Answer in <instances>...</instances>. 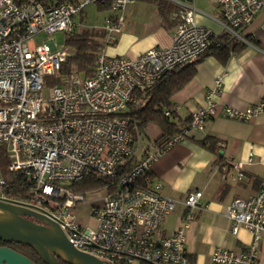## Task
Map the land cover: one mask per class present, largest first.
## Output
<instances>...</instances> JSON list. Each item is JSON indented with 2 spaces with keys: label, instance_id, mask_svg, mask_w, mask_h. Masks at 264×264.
Instances as JSON below:
<instances>
[{
  "label": "built area",
  "instance_id": "1",
  "mask_svg": "<svg viewBox=\"0 0 264 264\" xmlns=\"http://www.w3.org/2000/svg\"><path fill=\"white\" fill-rule=\"evenodd\" d=\"M172 4L174 32L168 46L151 47L136 58L106 53L124 25L123 11L134 0H71L52 4L46 0H0V148L10 172H24L34 181L28 201L7 196V179L0 171V201L21 203L46 215L59 226L68 242L104 264H194L186 249L185 229L203 208L202 191L189 192L179 226L170 234L162 232L164 218L175 209L176 200L162 193V185L151 176V164L159 155L184 139L176 133L162 144L149 142L141 158L135 159L134 143L126 115L139 103L137 92L154 86L176 67L199 59L219 35L200 25L202 13L194 0H166ZM217 8L213 19L222 32L245 45H253L248 26L264 0H210ZM107 7L99 30L102 47L95 56L94 72H77L59 77L69 47L58 46L51 35L66 36L81 28L76 17L88 5ZM39 33L49 38L35 44ZM221 77L206 93L205 104L190 115V127L202 130L218 115L247 121L264 112V98L244 109L217 104ZM165 114H169L166 110ZM248 153L247 162L253 161ZM233 177L241 181L242 163ZM93 173L111 181L91 201L86 218L77 219L74 210L86 194L75 192L71 183ZM225 178V175H223ZM231 221L230 232L241 228L251 234L246 248L236 251L217 246L210 264H258L264 250V179L257 191L235 197L224 209Z\"/></svg>",
  "mask_w": 264,
  "mask_h": 264
},
{
  "label": "crops",
  "instance_id": "2",
  "mask_svg": "<svg viewBox=\"0 0 264 264\" xmlns=\"http://www.w3.org/2000/svg\"><path fill=\"white\" fill-rule=\"evenodd\" d=\"M126 8L123 15L131 12L130 7L125 11ZM199 11L209 16L218 15L215 5L210 13ZM202 13L196 14L197 23L221 34L219 25ZM166 21V26L158 22V25H140L139 29L134 22L123 25L106 53L136 58L151 47L168 46L174 23ZM246 31L253 36V45L231 53L224 62L207 56L196 64L194 77L171 98L178 118H189L193 111L205 104L206 93L213 87L217 76L221 77L220 93L214 97L217 104L244 109L264 98V11L258 13ZM102 38L101 31V40L98 41ZM145 131L151 140L161 134L160 128L153 123L148 124ZM205 137L217 140L214 151L198 143ZM144 151L145 146L135 154V159L141 158ZM250 151L254 157L248 163ZM235 163H242L241 181L233 178L238 172L233 166ZM151 176L161 183L162 193L177 202L172 213L163 220L164 234L172 233L179 226L185 196L194 190L202 191L203 208L195 211L194 220L185 229L186 249L194 264H210V254L217 246L236 251L246 248L251 234L241 228L232 235L231 221L225 217L224 209L233 198L255 193L264 179V112L247 121L218 115L209 119L202 130L189 126L183 140L153 161ZM258 264H264V250L259 253Z\"/></svg>",
  "mask_w": 264,
  "mask_h": 264
},
{
  "label": "trees",
  "instance_id": "3",
  "mask_svg": "<svg viewBox=\"0 0 264 264\" xmlns=\"http://www.w3.org/2000/svg\"><path fill=\"white\" fill-rule=\"evenodd\" d=\"M52 4H58L71 0H46ZM150 2L157 5L160 14H165L166 5L163 0H140ZM98 10H107V7L98 5ZM100 33V32H99ZM90 34L89 32L75 29L67 35L66 45L69 47L70 55L63 63L59 77H51L52 83L60 82V77L65 74L77 72L83 76H91L94 72L95 56L99 48L102 47V41H98L100 34ZM101 39V38H100ZM215 40L218 42L213 45L196 61L176 67L175 69L164 74L160 80L152 87L141 89L137 92L139 103L131 105L126 115L131 119L130 132L133 142L137 140H150L146 134L148 124H156L161 134L152 142L160 145L176 133H182L190 126V117L180 119L171 101L172 96L181 90L187 82L195 75L196 64L207 56H214L221 62H224L231 53L239 52L246 45L232 37L228 33L222 32ZM168 110L169 114H165ZM198 143L214 151L217 140L212 137H205L198 140ZM135 158L128 163L133 164ZM8 160L3 155L0 148V171L7 179V196L18 201H28L32 190L34 189V181L30 179L24 172H10L7 169ZM112 182L104 177H99L93 173H86L82 179L71 183V189L78 193H89L91 191L103 189ZM0 246H7L17 252L25 255L36 264H46L38 254L27 245L5 241L0 239ZM59 264H68L58 259Z\"/></svg>",
  "mask_w": 264,
  "mask_h": 264
},
{
  "label": "water",
  "instance_id": "4",
  "mask_svg": "<svg viewBox=\"0 0 264 264\" xmlns=\"http://www.w3.org/2000/svg\"><path fill=\"white\" fill-rule=\"evenodd\" d=\"M0 209V239L27 245L46 264H59L58 259L68 264H104L98 258L76 250L59 226L43 213L21 203L4 201H0ZM0 264L36 263L14 249L0 246Z\"/></svg>",
  "mask_w": 264,
  "mask_h": 264
},
{
  "label": "rangeland",
  "instance_id": "5",
  "mask_svg": "<svg viewBox=\"0 0 264 264\" xmlns=\"http://www.w3.org/2000/svg\"><path fill=\"white\" fill-rule=\"evenodd\" d=\"M166 5V12L165 14H160L158 11L157 5L150 2H144L140 0H135L133 3L127 4V9L130 7L131 12L126 13L124 12L125 20H124V26H128L132 24L133 22L135 25L140 27V25H158V22L162 23L163 26L167 25V20L171 21V13L170 10L172 9V4L166 0H163ZM196 6L199 10L211 12V7L214 6V4L210 0H196ZM107 14L106 10L100 11L98 10L96 5H88L86 6L81 12L80 15L76 17L77 21H81L82 27L78 28L81 31L89 32L90 34L96 35V33H99L101 35V30H99V26L103 23V18ZM165 18V20H164ZM140 32L137 30V33ZM49 37L44 33H39L33 37V42L35 44H41L45 42ZM51 38H53L56 45L61 46L66 44L67 36L63 32H56L51 35ZM101 38V36H100ZM99 38V39H100ZM101 40V39H100ZM148 134L151 135V132L147 130ZM147 134V133H146ZM147 134V135H148ZM148 135V136H149ZM153 140L150 139V142ZM148 140L143 141L142 139L135 141L133 151L135 154H139L140 151H142V147L146 146L148 144ZM98 196V194H92L88 193L85 196V202L80 203L78 207L74 210V214L76 215L77 219L85 222L88 221L89 225H93L92 219H87L86 215L88 210L90 209L91 205L95 203H91L93 199H95ZM27 218H30L31 220H34V218L26 216ZM41 223V222H40ZM133 264H146L141 262H135Z\"/></svg>",
  "mask_w": 264,
  "mask_h": 264
},
{
  "label": "bare ground",
  "instance_id": "6",
  "mask_svg": "<svg viewBox=\"0 0 264 264\" xmlns=\"http://www.w3.org/2000/svg\"><path fill=\"white\" fill-rule=\"evenodd\" d=\"M2 212V209H0V214ZM58 251V250H57ZM62 256H65L61 251H58ZM66 257V256H65Z\"/></svg>",
  "mask_w": 264,
  "mask_h": 264
},
{
  "label": "flooded vegetation",
  "instance_id": "7",
  "mask_svg": "<svg viewBox=\"0 0 264 264\" xmlns=\"http://www.w3.org/2000/svg\"><path fill=\"white\" fill-rule=\"evenodd\" d=\"M30 219V218H29Z\"/></svg>",
  "mask_w": 264,
  "mask_h": 264
}]
</instances>
